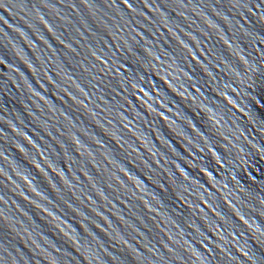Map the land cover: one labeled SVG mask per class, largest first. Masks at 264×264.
Wrapping results in <instances>:
<instances>
[{"label":"water","instance_id":"obj_1","mask_svg":"<svg viewBox=\"0 0 264 264\" xmlns=\"http://www.w3.org/2000/svg\"><path fill=\"white\" fill-rule=\"evenodd\" d=\"M0 264H264V0H0Z\"/></svg>","mask_w":264,"mask_h":264}]
</instances>
